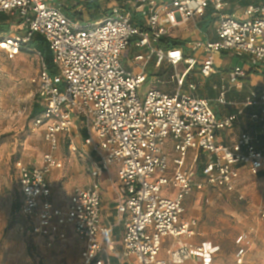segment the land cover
I'll return each instance as SVG.
<instances>
[{
	"label": "built area",
	"instance_id": "1",
	"mask_svg": "<svg viewBox=\"0 0 264 264\" xmlns=\"http://www.w3.org/2000/svg\"><path fill=\"white\" fill-rule=\"evenodd\" d=\"M125 3L132 8L113 4L103 19L83 25L66 12L63 2L0 0V13L18 16V25L25 30L22 34L12 32L0 40V46L14 57L22 49L34 51L28 42L36 33L42 34L59 71L52 74L38 52L41 69L33 81L44 101V111L34 119V125L45 126L50 149L42 166L17 161L20 208L32 223L33 233L66 239L65 228L70 226L85 241L82 256L86 261L111 264L108 257L100 256L106 253L103 237L111 228L101 220L98 178L119 164L117 210L121 217L126 215L123 255L136 257L140 264H182L191 258L212 264L219 247L183 239L193 237L198 226L197 219H184L185 200L195 189L207 186L235 191L243 168L264 177V145L260 146L256 135L245 131L231 145L219 139L220 131L233 128L251 107L256 111L249 114L250 118L264 126V86L250 85L240 104L228 100L227 95L232 89L243 91L252 70L264 76V0L233 14L225 12L230 0ZM208 13L216 16L214 37L189 39L180 47L163 46V40L170 39L174 30L190 21L198 22ZM132 47L142 51L133 58V63L140 65L139 72L128 69L122 60L123 53ZM221 52L247 57L249 64V68L239 65L228 70L227 78L216 86L218 104L238 106L236 112L224 117L218 116L212 100L194 94L197 75L207 79L221 71L216 64ZM152 60L157 67L167 63L175 69L172 80L177 90L170 93L151 87L142 99L140 90L149 80ZM181 64L185 66L183 73H179ZM62 137L71 151L76 153V143L82 140L98 157L87 167L93 178L91 185L76 188L64 208L52 202L47 180L53 169L64 166L57 153ZM168 140H173L176 152L172 172L165 151ZM190 150L196 153L195 162L186 167ZM200 152L199 172L195 164ZM167 188L175 189L174 197L164 194ZM167 237L174 238L176 244L168 249L167 258H161ZM237 243L242 247L236 262L243 264L244 243H250L249 236H240Z\"/></svg>",
	"mask_w": 264,
	"mask_h": 264
},
{
	"label": "rangeland",
	"instance_id": "2",
	"mask_svg": "<svg viewBox=\"0 0 264 264\" xmlns=\"http://www.w3.org/2000/svg\"><path fill=\"white\" fill-rule=\"evenodd\" d=\"M236 10V7H234ZM20 18L14 17V34L24 33V28L18 25ZM215 24V23H214ZM201 25L198 21L197 27L193 22L184 25L179 30H174L170 39L187 38L188 31L197 30ZM213 26L208 30L209 34L213 32ZM5 50L0 46V177L3 184H0V251L4 255H11V250L18 251L21 244L29 247V257L31 261L27 264H88L81 258L82 248L77 246L75 252L58 253V250L51 249L42 251L36 237L29 235V220L22 216L19 208L14 209L13 203L20 201V189L16 177L15 162L18 159L28 157L32 163L40 162L43 155L49 150V145L45 136L39 129L35 130L34 118L31 113L36 101L38 100L37 86L33 81L41 66V56L39 51L29 53L22 51L16 58L8 59ZM234 58L235 64H245L247 57H241L229 52ZM45 60L48 63V69L52 74L58 73V66L54 62V54L51 49L45 50ZM165 67V66H164ZM185 66L180 65L179 73H183ZM149 80L140 90V96L144 99L151 87H157L166 92L174 93L176 82L172 80V74L175 73L173 67L162 69L150 67ZM158 80H168L160 83ZM254 85L264 86V77L260 80H254ZM232 98L228 96V100ZM83 121H80V125ZM85 134V132H84ZM78 151L72 153L68 149L66 141H62L60 156L63 158L64 166L61 168L60 180L54 182L51 187L53 192L58 195H66L64 188L67 182L78 178L79 174L88 175L87 164L91 160L84 154V144L82 140L77 141ZM78 169V170H77ZM77 170V171H75ZM244 199L234 193H229L223 188L209 187L195 191L191 197V205L188 209L200 211L201 218H198V224L206 225L211 231L213 237H219L225 245H232L234 248H241L242 245L237 240L242 235H249L252 228L251 238L255 240L259 255L255 264H264V180L247 177L243 182ZM5 189V191H4ZM11 204V205H10ZM11 206L10 223L5 224L8 212ZM187 209V212L189 210ZM38 241V242H37ZM11 242H16L11 244ZM21 243V244H19ZM63 250V249H62ZM65 250V249H64ZM76 256L79 259H76ZM19 257V256H18ZM261 258V259H260ZM20 264H24L23 258L17 259ZM6 262V260H4ZM26 263V262H25ZM11 264V263H10ZM224 264H235V261L228 262L225 259Z\"/></svg>",
	"mask_w": 264,
	"mask_h": 264
},
{
	"label": "crops",
	"instance_id": "3",
	"mask_svg": "<svg viewBox=\"0 0 264 264\" xmlns=\"http://www.w3.org/2000/svg\"><path fill=\"white\" fill-rule=\"evenodd\" d=\"M62 1L65 4V7H66L65 10L66 11H67V9H71L72 12H74V11L81 12L82 18L79 19L81 21V23L83 25H90V24L96 23L99 20L103 19L110 12V8L113 6V4L124 5V4H126L125 2L127 0H94V2H96L98 4L97 5L98 8L94 7L90 10L86 9L83 6V3H81V2H84L86 0H69V1L68 0H62ZM232 1L233 0H230V4L232 3ZM251 1L256 2V0H251ZM126 7L132 8V5L127 3ZM235 7H236L235 11L230 12L229 8H228L225 12L233 14V13H237L242 8H244V6H241L238 3L235 5ZM136 18H137V20H140L139 13L136 14ZM213 19L215 21L216 16H214V15L212 16L210 13H208L202 19L198 20V21H201V24L203 26L209 20H211L212 22L210 23V26H213V28H214L212 34L208 33L210 26L208 28H206L205 30L203 29L202 26L198 27L197 30H192V28H193L192 27L189 30H186V31H188L189 35L187 36V38L184 41L189 40V39L202 38V37H204V35H207L209 37H214L216 24H214L215 22L213 21ZM191 22H193L194 27H197L198 22L190 21L189 23H191ZM189 23H187L186 25H188ZM13 24H14V22H13ZM11 33H12V30L10 31V34ZM3 50H5V49L3 48ZM22 51L27 52L28 50L22 49L21 52ZM4 52H5V55L8 59H14L21 53L20 52L19 54H17L14 57H10L8 55L7 50H5ZM28 52L32 53V52H36V51L34 50V51H28ZM141 52L142 51L136 47H132V48L128 49L126 52H124L123 53L124 55L122 56V60H123L124 65L132 71L139 72L140 65L133 63V58L135 55H137L138 53H141ZM233 61H234V58L230 56L229 52H221L216 57L217 67L221 70L219 73H216L214 75L212 74V76L207 78V79H202L201 77H199V75H197L195 77V81L198 83V88L194 92V94L196 96H199L202 98H208V99L212 100L213 101V107H214L215 111L217 112L218 116H220V117H224L230 113L236 112L238 109V106L218 104L216 102V98L218 97L219 92H218L216 86L220 85L222 83V81L224 80V78L225 79L227 78L228 70L234 68L235 66L243 65V66L249 68L248 61L245 64H235ZM164 66L165 67H168V66L171 67L167 63H164L163 66L159 67V69L163 70V68H165ZM150 67H152V69H153V67L158 68L155 60H152L149 63L148 69ZM38 73H39V71H38ZM148 74H149V78H150V73L148 72ZM263 77L264 76L256 73L255 70H252L251 71V79L246 84L243 91H238L237 89H232V91H230L227 94L229 97H232L229 100L234 101L237 104H240L241 102H243L248 95L250 85H254V83H255L254 80H257V79L261 80ZM159 81H160V83H163L164 81H168V80H159ZM185 90H187V89L185 88ZM37 97L39 99H41L39 97L38 93H37ZM42 105H44V101H43ZM253 111H256V109L252 108V107L248 108L247 109V115L239 117L238 121L235 123V126L233 128L220 131V133H219L220 141L225 143V144L228 143V145L234 144L239 139L241 134L243 132L247 131V132H251L252 134L256 135L261 140L260 146L262 147L264 145V131H263L264 126L261 123V121H253L250 118L249 114L252 113ZM35 127H36L35 130L39 129L41 131V133L45 136V126H35ZM45 140H46V138H45ZM62 141H66V139L64 137H62L61 143H62ZM46 142L48 143L47 140H46ZM66 142L68 144V141H66ZM61 143H60L59 151L61 149ZM48 145H49V143H48ZM49 149H50V147H49ZM68 149L70 150L69 145H68ZM59 151L57 152L58 154H59ZM165 151L169 157V165H170L169 172H172L174 169V158H176L175 157L176 152L174 151L173 140H168L166 147H165ZM71 152L75 153L73 151H71ZM84 154L87 158L91 159L88 162L87 167L89 164H91L93 162V160H96L98 158L97 155L92 152V150L89 146L84 145ZM195 154L196 153L194 150L189 151L188 158L186 160V167L194 165ZM44 155H43L42 159L40 160V162L32 163V160L28 157H24L23 159H18L17 161H21L22 163H24L28 166H42L44 163ZM202 157H203V153L200 152L199 160L195 164L197 167V170L199 172H200V169L202 166ZM17 161L15 162V171H16V177H17V181H18L19 189H20V201H19V203H13V208L14 209L19 208L20 213L22 214V216H24V214L22 213L21 208H20L21 207V201H22V191H21V186H20V182H19V171H18L19 169H17V167H16ZM118 168H119V164H114L110 167L109 171L108 170L103 171L102 174L100 175V177L98 178V180L100 182V186L102 188L101 189V197H102V205L103 206L101 207V220H102L104 225H107L108 227L111 228V231L107 234V236L105 235L103 237V239H104L103 245H104V248L106 250V253H103L100 256H102L101 258L108 257L110 259L111 264H140L137 261L136 257H133V256L125 257L123 255V241H124L123 238H124V233L126 230V227H125L126 215H123L121 217L118 213V210H117V207H118L117 205L119 203V197H118V192H117V190H118V187H117L118 186V176H117ZM77 170H75V171H77ZM80 172L81 171L76 172L79 175L78 178L67 182V186H65L66 188H64L65 192H67L66 195H58L57 192H53V190H52L53 187H51L54 182H56V181L58 182L60 180V176L62 173L61 170L60 169H53V171H51L48 174L47 180H48L49 185H50L51 190H52V194H51L50 198H51L52 202L55 204V206L57 205L58 207H63V208L66 207L67 205H69L68 203L70 201V198L73 195V193L75 192L76 188L91 185L93 178H92L91 174L89 173L90 171H88V175L79 174ZM247 177H251L253 179L264 180V177L262 175L261 176L260 175L259 176L252 175L247 169L243 168L241 171V177L237 181L236 190L235 191H226L225 189H223V190H225L226 193L227 192L234 193V194L238 195V197L240 195H244V197H245L246 193L244 192L245 190L243 187V182H244V179ZM111 178H112V180H111ZM3 183H4V181H2V178L0 177V184H3ZM4 191H5V189H4ZM195 191H198V189H195L193 191V193ZM164 194L166 196H169V197H174L176 194V191H175V189L167 188V189H165ZM191 195H189L185 200L186 210H185L183 217H184V219L195 218V219H197V221H199L198 218H201L202 213L200 211L195 210V209L192 210V209L187 208V206L191 205V199H192ZM187 209L189 210L188 213H186ZM10 216H11V206H10V210L8 212L7 219L5 220L6 226H8V224L11 221V220H9ZM32 226L33 225L29 220L28 227H26V228H28L27 233L33 237L39 238L38 239L39 243L43 244L39 247L42 251H45L48 248L49 250L56 249V250H58V253H62V252H67L68 251L67 248H68V249H70V252H71V250H72V252H75V248L77 246H81V247H83L82 252H81V258L85 262H87L88 264H93V263H89V261H86V259H84V257L82 256L83 250L85 248V241L82 239V237H80L79 235L76 234L75 230L72 227L69 226V227L65 228L67 237H66V239H61V238H57L55 236L49 237V236H45V235L35 234V233H33V227ZM254 230H255V228H252V231L249 233L250 243L249 244L244 243V245L246 247V253L244 255L243 264H255L257 262L258 256H260L259 251L257 249V244H256L255 240H252V238H251L252 232H254ZM183 239L185 241L194 243L196 245L207 242V243L212 244L213 246L219 247L218 252L214 255L212 264H224L225 259H227L228 262L235 261V264H237L236 254H237V251L239 250V248H234V246H232V245L227 246L224 244V241L221 238H219L217 236L213 237L211 235V231L207 229L206 225H203V224L199 225L198 224V226L196 228V234L193 237H190V238L184 237ZM164 241L165 242H164V244L162 246V250L160 252L161 258H167L168 249L172 248L173 244H176L175 239L172 237H167V238H165ZM15 243L16 242H11L12 245ZM19 244H21V243H19ZM11 253H12L11 255L5 256L4 251H0V264H10V263L11 264H20V262H18V260H17L18 258H23L24 264H27L29 261H31L29 254H28L29 253V247L25 243L23 245L21 244L20 249L18 251L11 250ZM79 258L76 256V259H79ZM4 260H6V262H4ZM200 260L201 259L191 258V260L188 259L182 264H202ZM263 261H264V255H263Z\"/></svg>",
	"mask_w": 264,
	"mask_h": 264
},
{
	"label": "trees",
	"instance_id": "4",
	"mask_svg": "<svg viewBox=\"0 0 264 264\" xmlns=\"http://www.w3.org/2000/svg\"><path fill=\"white\" fill-rule=\"evenodd\" d=\"M53 1H55L56 3L57 2H63L62 0H53ZM260 1H262V0H256V2H260ZM252 2L253 1H251V0H233L232 3L230 4L231 7L229 8V11L233 12L234 7L237 3L241 6H247ZM81 3H83V6L88 10H90L94 7L98 8V6H97L98 4L96 2H94V0H86V1L81 2ZM64 8H66L65 4H64ZM67 11L66 12L73 18H76L78 20L82 18L81 17L82 14L79 11L72 12L71 9H67ZM14 17H15L14 15L9 14V13H0V40L5 39L10 34L11 26L14 22ZM213 21H214V19H213ZM211 22L212 21L209 20L204 26L202 24L200 26H202L203 29L205 30L206 28H208L210 26ZM162 44L165 47H180V46H183L185 44V41L181 40V39H165V40H163ZM27 46L32 48V49H35L36 51H39L41 53V55L43 56L44 60L46 59L45 58V50L51 49L50 45L48 44V42L46 41L44 36L42 34H39V33H36L35 35L32 36V38L28 42ZM46 63H47V61H46ZM47 65H48V63H47ZM38 100H39V98H38ZM43 111H44V105H42L41 102L36 101L34 103V108H33L32 113H31L32 118H34V119L37 118L38 116H40L42 114Z\"/></svg>",
	"mask_w": 264,
	"mask_h": 264
}]
</instances>
